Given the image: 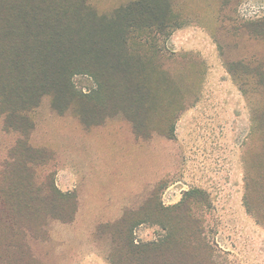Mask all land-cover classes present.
<instances>
[{"label":"rangeland","instance_id":"1","mask_svg":"<svg viewBox=\"0 0 264 264\" xmlns=\"http://www.w3.org/2000/svg\"><path fill=\"white\" fill-rule=\"evenodd\" d=\"M86 1L106 18L87 30L118 47L131 31L128 49L100 63L94 43L84 56L58 46L38 63V43H27L19 60L0 64L12 71L3 82L19 78L24 90L2 93L28 106L5 128L0 117V172L24 140L26 194L49 184L40 194L48 209L36 201L22 215L29 231L17 232L24 240L3 262L133 264V246L166 236L177 215L169 209L182 204L211 264H264V0ZM140 15L162 23L143 32ZM145 33L143 48L135 37ZM38 67L47 72L38 77ZM69 69L82 71L60 76ZM43 77L54 92H38ZM51 185L73 199L60 202ZM53 202L73 211L71 222L54 219Z\"/></svg>","mask_w":264,"mask_h":264},{"label":"trees","instance_id":"2","mask_svg":"<svg viewBox=\"0 0 264 264\" xmlns=\"http://www.w3.org/2000/svg\"><path fill=\"white\" fill-rule=\"evenodd\" d=\"M139 17L144 24L143 32H149L148 30L151 28L158 29L162 23H160L159 18L156 16H154V22L152 21L151 24H146L148 20H146L144 16L140 15ZM110 19H115V14L110 16ZM104 20H106V18L104 19L92 12L86 0H0V64H5L4 62L11 60H19L20 58H18V55L22 49L26 48L27 43H38V63L42 60V62H44L50 57L53 47L60 46L62 50H65L68 47L77 46L84 56L88 52V46L94 43L95 59L98 58V62L101 63L102 58L99 57L101 54L104 56V61L107 55H117L118 51L115 50L121 49L119 47H122L121 50L127 47V39H129L132 33L131 31H124L123 41H121L118 47L113 44L114 38L110 34L106 35L100 30H95V32L92 31V33H90V31L87 30L86 27H88L90 22L95 21L96 23H103ZM80 25L83 27H80ZM139 36L140 41L138 44L146 46L148 40L146 33L138 35L135 38L139 39ZM153 47L154 46H151V48ZM131 52L132 51L129 50V53ZM140 53L141 52H139L138 55L143 54ZM44 70L47 72L45 68L42 70L41 67H38V77L41 71L44 73ZM75 71L71 69L65 70L61 72L63 74L60 76H74L79 74L78 72L82 70ZM11 73L12 71L9 66L2 72L0 68V117L3 118L4 128L5 125L7 126L5 123L10 121L12 117L18 118V121H20L22 113L28 109L27 104L21 103V101L24 100L20 98L15 99L12 98V96L9 98L5 93H2L24 91L21 87L19 78H15L13 82H3V77ZM43 79H45L43 86L38 82V92H54L52 90L56 86L55 80L47 77H43ZM35 86L36 85H33L32 89ZM62 88L64 89V87ZM62 88H60V90H63ZM39 89H42V91ZM21 129V126H16L14 128L16 131H21ZM26 144V141L18 140L16 144V155L13 154V151H10L8 158L3 166H1L0 264H5L3 260L8 257L7 254L10 248H13V240L18 239L17 245L19 246V242L24 240L19 237L21 234L17 232L29 231V229L25 228L24 224L19 223L22 215V218H24L32 212L37 211V209L32 207L33 203L36 204V201L47 203L48 209V199L42 195L40 196V194L46 192L45 190L49 184L44 186L39 194L34 197L27 195L26 189H24V182H27L26 170L28 162L21 149L26 147ZM7 164L9 166H15L16 169L21 171L18 173L17 177L15 175L14 177H11V174L9 175ZM50 191L55 193L57 199L65 205L73 199L72 197L64 196L52 185ZM248 199L249 197H246L244 200L246 210L251 213L255 219L259 218L258 212L251 210V204ZM52 209L57 212L53 214L54 219L63 223L72 221L73 211H69L71 214L67 212L63 204L60 207L56 206L54 203ZM182 210V204L169 209V212L176 213L177 215L173 223L163 225L166 236L161 240L156 243L133 246V250L131 249L133 252L131 254L135 258V264H211V250L202 238L200 228L192 219L183 216L181 214ZM8 232L13 233V236L10 238L9 236L6 237ZM125 233L127 235L130 234L129 231ZM22 246H25L24 249L26 248V245L22 244ZM122 248L123 250L130 249V247L124 245ZM200 248L206 249L209 254L205 260L200 256ZM11 264H17V261L16 263L11 262Z\"/></svg>","mask_w":264,"mask_h":264}]
</instances>
